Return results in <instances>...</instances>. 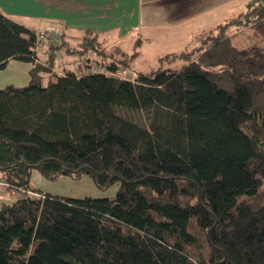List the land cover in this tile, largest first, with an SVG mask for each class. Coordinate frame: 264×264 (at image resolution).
Segmentation results:
<instances>
[{
    "label": "trees",
    "instance_id": "16d2710c",
    "mask_svg": "<svg viewBox=\"0 0 264 264\" xmlns=\"http://www.w3.org/2000/svg\"><path fill=\"white\" fill-rule=\"evenodd\" d=\"M217 27L160 58L179 68L116 76L130 57L112 50L105 71L58 75L39 31L0 10V70L33 64L29 84L0 88V177L39 194L3 203L0 264H264V0ZM247 27L259 41L235 45ZM34 169L119 190L53 195Z\"/></svg>",
    "mask_w": 264,
    "mask_h": 264
},
{
    "label": "crops",
    "instance_id": "0c3cea01",
    "mask_svg": "<svg viewBox=\"0 0 264 264\" xmlns=\"http://www.w3.org/2000/svg\"><path fill=\"white\" fill-rule=\"evenodd\" d=\"M247 1L0 0V10L36 31H54L65 39L66 46L59 48L55 43L56 47L49 51L54 60L53 71L61 75L67 68L78 69L80 66L81 61L76 60L79 57L73 53L75 49L80 51L83 46L91 52V47L83 45L88 38L95 39L108 52L119 50L115 56L128 55L131 66L140 54L138 48L150 34H205L215 29L223 16L233 18L244 12L245 6L250 4ZM239 4L243 8L237 12ZM222 7L230 8L223 13ZM237 31L233 30L231 34ZM135 51L138 54L132 58ZM173 53L179 52L168 55ZM158 56L160 59L161 55ZM71 61L75 62L73 66ZM32 67L31 62L10 59L0 70V88L29 84ZM7 193L5 188H0V197Z\"/></svg>",
    "mask_w": 264,
    "mask_h": 264
},
{
    "label": "rangeland",
    "instance_id": "374dc122",
    "mask_svg": "<svg viewBox=\"0 0 264 264\" xmlns=\"http://www.w3.org/2000/svg\"><path fill=\"white\" fill-rule=\"evenodd\" d=\"M248 6H245L244 11H248L250 8L255 5H259L261 0H249L247 1ZM237 7V12L242 11L243 7ZM230 7H222V12H228L227 10ZM233 15V14H232ZM230 17V16H229ZM228 16H223L219 25L226 23L231 18ZM218 24V23H217ZM215 24V26L217 25ZM218 25V26H219ZM216 29L218 27L216 26ZM236 31V29H234ZM253 30L250 27L242 29L238 34H231L232 40L235 45L239 47H247L257 41L258 38L252 32ZM217 31H215L216 33ZM207 37V34H150L147 36L145 40H143L142 45L138 48L140 54L136 57L133 64H131L130 68H127L125 76L128 78H134L136 71H145L149 72L158 67L163 68H179L183 64L186 63V59L182 57H176L171 59H164L160 63V59H158V55L161 57H165L168 53L176 52H184V51H193L196 47L202 44L204 38ZM59 48L66 46L65 39L61 38ZM85 47H91V52L84 49L79 51L75 49V53L79 58L77 61H81L78 69L89 67L92 70L105 71L108 64L110 56L108 51L99 50L101 49V45L96 44L95 41L88 38L83 43ZM97 47V49H96ZM49 48V45L45 47V49ZM99 48V49H98ZM50 49V48H49ZM128 51H131L129 45H127ZM141 50V51H140ZM87 52V53H86ZM113 53V52H112ZM174 54V53H173ZM172 55V54H171ZM121 56V54H120ZM68 59V57H66ZM77 58V57H76ZM120 58H124L121 56ZM69 60V59H68ZM122 60V59H121ZM72 62V61H71ZM75 62H72V66ZM125 66H122V68ZM121 68V69H122ZM77 69V70H78ZM123 68L122 70H124ZM120 70V69H119ZM1 178V177H0ZM31 185L37 189L42 190L43 192L50 193L53 195H59L63 197H75V198H84V197H107V198H115L116 194L119 190V183H114L107 188H100L96 185L93 178L90 175H82L80 178H75L67 175H63L58 177L57 179H49L45 177L39 170L34 169L31 174ZM7 188L0 185V188ZM7 191V190H6ZM18 195H14L11 193H7L4 197H0V208L3 202L10 203L17 198ZM257 200L264 202V186L261 188L260 193Z\"/></svg>",
    "mask_w": 264,
    "mask_h": 264
},
{
    "label": "built area",
    "instance_id": "2783aa9c",
    "mask_svg": "<svg viewBox=\"0 0 264 264\" xmlns=\"http://www.w3.org/2000/svg\"><path fill=\"white\" fill-rule=\"evenodd\" d=\"M61 41V36H59L56 32L54 31H41L39 32V36L36 41L35 49L38 52L39 57L41 58L42 61H46L49 58V48L45 49L47 45H51L53 43H60ZM120 73H122L120 75ZM113 75L116 76H122L125 78H128L125 76L126 70H118L116 73H112ZM0 185L3 187H8L9 184L4 180L0 178ZM8 193L18 195V196H23L25 194H29L32 196H38L39 194L32 192V191H25V190H19V189H10L7 191ZM17 196V197H18Z\"/></svg>",
    "mask_w": 264,
    "mask_h": 264
}]
</instances>
